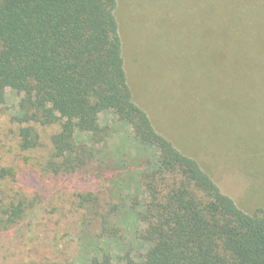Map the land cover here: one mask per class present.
Masks as SVG:
<instances>
[{
  "label": "trees",
  "instance_id": "trees-1",
  "mask_svg": "<svg viewBox=\"0 0 264 264\" xmlns=\"http://www.w3.org/2000/svg\"><path fill=\"white\" fill-rule=\"evenodd\" d=\"M243 4L239 15L224 10L225 18L239 25L226 28H238L242 44L253 47L255 32L264 28V0ZM117 5V0H0V106L7 89L19 95L7 120L22 167L18 172L0 155V235L49 200V182L55 186L65 177L73 182L64 189L86 187L85 193L77 190L74 205L81 227L86 211L93 207L91 214L97 213L91 201L96 186L79 174L87 166H106L98 145L114 130L101 125L99 114L110 111L126 125L134 146L127 168L133 174L125 185L131 193L120 190L101 215L99 237L106 247L92 264H264V212L237 207L134 102ZM17 173L21 184L36 193L20 187ZM121 211L132 227L106 222ZM128 230L147 244L140 258L110 250L109 244L121 241ZM44 237L25 244L43 249ZM32 254L17 264H37Z\"/></svg>",
  "mask_w": 264,
  "mask_h": 264
},
{
  "label": "rangeland",
  "instance_id": "rangeland-1",
  "mask_svg": "<svg viewBox=\"0 0 264 264\" xmlns=\"http://www.w3.org/2000/svg\"><path fill=\"white\" fill-rule=\"evenodd\" d=\"M117 2L124 68L134 102L146 112L155 130L192 157L237 207L246 213L264 212V28L260 34L255 32L257 45L246 47L238 28H226L238 27L237 20L224 16V10L239 15V7L247 0L233 4L225 0ZM18 99L19 95L6 90L0 106V155L3 163L16 164L20 172L7 120V114L16 111ZM99 121L114 130L98 145L106 166H87L79 174L96 186L91 201L98 217L91 214L92 207L90 214L85 212L86 223L81 227L74 205L77 190L86 187L64 189L73 182L68 177L55 186L49 182V200L0 235L3 264H17L22 256H34V251L37 264H92L106 247L99 237L101 215L120 190L125 196L131 193L125 192V185L133 174L127 168L134 146L126 125L117 122L113 113H100ZM16 177L22 189L35 192L21 184L18 173ZM74 179L79 180L78 175ZM106 222L128 227L134 223L122 211L107 217ZM44 234L39 252L34 244H25L41 241ZM120 240L109 244L119 256L140 258L146 251L147 244L131 230Z\"/></svg>",
  "mask_w": 264,
  "mask_h": 264
}]
</instances>
